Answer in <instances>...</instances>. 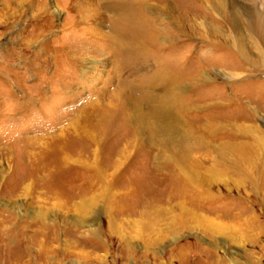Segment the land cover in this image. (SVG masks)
<instances>
[{"label":"rangeland","instance_id":"1","mask_svg":"<svg viewBox=\"0 0 264 264\" xmlns=\"http://www.w3.org/2000/svg\"><path fill=\"white\" fill-rule=\"evenodd\" d=\"M92 1L0 0V264H264V65L242 57L210 0H172L186 33L159 13L163 41L140 55L115 46L116 13ZM165 39L179 42L160 50ZM160 61L180 67L183 85L179 132L160 140L167 154L183 144L181 164L195 174L166 157L155 170L143 146L111 175L108 163L142 124L123 111L172 125L142 103L162 94L151 88ZM89 123L98 147L66 132ZM65 134L83 156L56 169L51 150Z\"/></svg>","mask_w":264,"mask_h":264},{"label":"bare ground","instance_id":"2","mask_svg":"<svg viewBox=\"0 0 264 264\" xmlns=\"http://www.w3.org/2000/svg\"><path fill=\"white\" fill-rule=\"evenodd\" d=\"M228 1L230 2L231 8H230V10L227 9V11H226V4H225L224 0H210V2L212 4H215L217 6V8H219L221 10V12L224 13L225 17L223 20L232 29V31L236 34L235 40H233V42L235 43V47L238 48L237 50H239L242 57H244L246 60H248L249 62H252L254 64L256 63L255 61H258L257 62L258 65L259 64L264 65V53L261 52L256 57L255 56L253 57L247 48L248 47L247 44H248L249 40L251 41V43L253 42L254 44H260V45L263 44V46H264V8H263V6L261 4H259V5L254 4L251 6H245L240 2V0H228ZM88 2H89V6L95 7V5L93 4V1L91 3V0H88ZM81 3L83 4V0H81ZM98 4L101 6V8H104L108 11L116 13V16L113 18V21L115 23H118L121 26V29L119 30V28H118L119 25L117 26L115 23H112L113 24V32L115 33V34L114 33L113 34L117 40H119L118 38L123 39L120 42H117V40H116L115 46L118 47V49L121 46L126 47V45H128V47H130V49H131L130 50L131 52H133L135 54L136 53L141 54L145 51L149 52L150 48L153 45L156 47L157 42L159 40L163 41V39H162L163 38V32H165L166 30L162 27V25H160V24H162V22L160 19H158L159 13L163 16H169V18L171 19V22H172L171 24L173 26H175V28L178 32L182 33V32L186 31V28L183 25L185 23H183L180 15L177 14L178 9L176 7H173L174 4H173L172 0H105V1L100 0L98 2ZM94 10H96V8ZM151 10L154 11V13H155L154 15H156L154 17H156V18H153L149 15L150 14L149 11H151ZM97 12L98 11H95V15H97ZM189 26L193 30H195V31L197 30V24L196 23L192 22L189 24ZM173 34H175V33H173ZM120 35H121V37H120ZM125 37H127V38L125 39ZM96 38L101 40L99 37H96ZM77 39H79V38H77ZM103 40L104 39H102V41ZM125 40H127V41H125ZM164 41H165L164 42L165 45L161 46V47L159 46L160 50L167 47V45H174V43L179 42L178 39H174L170 43L168 41H166V39ZM82 42H83V40H82ZM223 43L229 45L228 41H225ZM77 44H79V43H77ZM110 44L113 45V43H110ZM79 47H80V45H79ZM116 47H114V49ZM103 48H104V46H103ZM158 53L160 54V52H158ZM77 57L75 58L76 61L79 60V58H80V57H78V58ZM80 63L81 62H79V64ZM84 64L86 67H85V69H83V72H86V70H87L86 68L88 67L89 62L85 61ZM157 66H158L159 70L157 71L158 72L157 75L156 76L154 75L155 80H156V81L154 80L155 84L154 85H152L151 83L150 84L152 85L151 88L154 90H155V88H157V89L160 88V92L162 94L160 96H157L158 94H156V95L154 94L155 96L158 97V98L156 97L157 98L156 99V101H157L156 105L152 101V100H155V98H154L155 96L150 95V94H149V96H146L143 98L142 103L143 102L149 103V107H150L149 110L150 111L148 110L149 111L148 115L153 114V115H155V117H158V118H163L166 116L172 120L171 121L172 125L170 124L171 126H169L167 124V127L169 129V133H168L169 135L166 133L168 131V129L165 132V127H162V125H159L155 122H154V124L152 122H147L146 121L147 118L146 119L142 118L143 117L142 115L143 114L145 115L147 113V111L144 110L145 112L141 113L142 110L141 111L139 110L140 112L138 111L137 113H135V115H132L130 110H129L130 112L127 110L123 111L125 116H128V119H127V120H129L128 122H130V121L133 122V119L136 116L137 118L140 119L142 124H139V126H136L135 128L132 129V131L134 133V135L132 134L133 137L127 136L125 141H122L123 144H121V145H123L124 148H120V150H118L115 153V155H113V157H116V158H112V161L108 163V165H107L108 170H112L111 172L109 171L111 175L119 170V168L121 167L120 163L123 159L127 160L130 158L131 151H127L130 147H132V149L133 148L134 149H137V148L140 149L143 146L147 147L146 149L150 150V153L147 156V158L149 160L153 161V167L155 170L160 168L159 164H161L166 157V158H169L170 160L173 161L172 163L174 164V168L177 169L179 172H184L186 174H190V173L195 174L194 168L192 170V169L185 167L181 164L182 158L184 156L182 151H185V150H183V148H184L183 144H181L179 146L180 148H176L177 146L175 148H173L171 146V152L167 154L166 150L168 148H165V145H167V139H166V141L160 140L161 139V135H160L161 133H163L164 136L168 137V139L172 140L174 138L173 136L178 134V132H179V128H180L179 127V112H177L176 110H178V106H180V104H181V102L179 100V95L183 91V85H182V78H181V74H180V67H178V66L174 67L170 62H161V63L157 64ZM71 69H73V68H71ZM76 71H78V70L76 69ZM150 101H151V103H150ZM96 105L97 104H95V106H93V107H96ZM145 107H147V105ZM88 109H90V108H88ZM78 119H79V117H78ZM163 122L166 123V121H163ZM171 122H169V123H171ZM66 130H67L66 131L67 134L73 133V135H74V133L75 134L77 133L82 137V139H83V135L87 139H90V140L93 139V140H91L92 145H97V147H98L100 144L98 139H96V136H93L94 131L97 130V126L95 124L90 125V123H89L85 126H82V128H81V126L79 127V125L74 124L73 127L71 126L69 128H66ZM134 131L136 132V135H135ZM57 137L60 139L58 140L57 145H54L52 147L51 153H52V155H55V157H56L55 163L57 166H55V168L56 169H58V168L64 169V168H66L68 163L71 160H73V158H76L75 157L76 155L78 158H81L83 156V154L81 151L76 152L75 150H73V152H72L68 149L69 148L68 146H70V142L68 143V140L66 139V134H65V136L64 135L63 136L58 135ZM175 138H176V136H175ZM61 139H63V140H61ZM173 141L175 142V140H173ZM178 141H180V139ZM47 143L48 142H46L45 145H50ZM169 143H171V142H169ZM174 144L178 145L176 143H174ZM92 149H94V148H92ZM47 150H49V149H47ZM138 150H137V153H138ZM93 151L94 152H92L91 154L92 155L94 154V157L98 158L99 149L98 150L96 149ZM137 153L135 154V156L137 155ZM142 154H144V153H142ZM189 156L190 155H188V157ZM143 157H144V155H143ZM75 160H77V159H75ZM110 160H111V157H110ZM190 160H192V159H190ZM197 163L198 162H196V164ZM193 167H195V166L193 165ZM195 169L197 170V168H195ZM98 172L95 173V174H100L98 177L99 180H96V181L99 182L101 180L100 182H102L104 180L103 174L101 172H99V173ZM92 183L93 182H91V184ZM103 183L104 182H102V184ZM102 184L100 183V185H102ZM22 185H23V187H21ZM24 185L25 184H22V180H21L19 183V187L22 190L28 191L29 185H31V183H28L25 186ZM111 198H108V199L111 200ZM17 200H18V198H15L13 200V204H15L14 206H18L19 202Z\"/></svg>","mask_w":264,"mask_h":264}]
</instances>
